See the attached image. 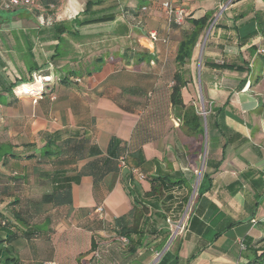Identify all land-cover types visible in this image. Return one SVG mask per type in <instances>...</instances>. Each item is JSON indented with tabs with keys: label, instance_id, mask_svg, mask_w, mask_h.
I'll use <instances>...</instances> for the list:
<instances>
[{
	"label": "crops",
	"instance_id": "1",
	"mask_svg": "<svg viewBox=\"0 0 264 264\" xmlns=\"http://www.w3.org/2000/svg\"><path fill=\"white\" fill-rule=\"evenodd\" d=\"M165 1L57 0L49 15L5 10L0 0V91L11 88V93L1 91L7 105L0 106V143L13 145L19 156L0 164V193L6 188L0 211L19 199L23 215L41 232L13 243L21 264H156L165 251L177 264H245L244 238L261 237L264 203L255 204L264 193V32L246 43L241 38L264 21V0H176L187 17L177 27L167 22ZM87 2L96 3L91 9L96 16L118 13L112 21L72 26L77 37L51 29L73 20ZM140 6L138 16L121 13ZM205 16L201 66L195 68L192 61L203 31L183 68L189 74L181 90L186 106L193 105L199 89L209 104L208 128L206 122L203 135L196 137L180 126L169 93L178 70V43ZM150 32L158 41L149 38ZM60 53L83 57L85 66L96 57L113 60L102 61L89 76H70L62 83L51 61ZM41 72L50 73V82L42 84V98L34 103L40 89L31 76ZM112 137L127 147L125 163L106 154ZM49 139L59 154L26 158L38 155ZM77 147L80 153L74 154ZM174 173L193 175L176 225L168 215L163 219L159 201L145 197L149 178ZM203 173L210 175L211 188L198 195ZM62 185L69 186L70 205L34 210L43 195ZM142 205L149 208L142 230L155 234H145L130 255L111 224ZM97 206L104 208L103 220L93 213ZM166 230L171 236L158 252ZM92 239L99 257L90 251Z\"/></svg>",
	"mask_w": 264,
	"mask_h": 264
},
{
	"label": "trees",
	"instance_id": "2",
	"mask_svg": "<svg viewBox=\"0 0 264 264\" xmlns=\"http://www.w3.org/2000/svg\"><path fill=\"white\" fill-rule=\"evenodd\" d=\"M35 1H37L41 5L42 9L32 10L29 12L36 14L48 13L49 15H51L56 9L57 0ZM95 4L96 3L93 2H87L84 10L80 14L76 15L73 20L68 23H58L52 25L51 29H53L58 35L66 34L77 37V32L72 29V26L80 27L88 24L112 21L116 15L115 13H118V10H110L106 14L103 13L101 16H96L94 11H91L92 7ZM50 6H53V8H51ZM141 8L142 6H140L138 9L123 8L121 10V13L124 16H138ZM83 16L84 19L79 20V18ZM207 19L208 16H205L195 21V28H193L191 32L184 34L182 39L179 41L174 57V62L178 70L172 76V85L170 87L169 93V104L180 126L184 127L189 135H193L196 137H201L203 135L204 128L201 116L198 115V113L192 106H186L183 102L181 90L188 82L185 79V75L189 74V71L183 68L191 59L192 51L196 45L197 37L203 30ZM263 32L264 21H259L257 30L241 38V43H246L251 38L258 35V33ZM59 43L63 45L64 40L60 39ZM51 61L53 65L58 66L59 68L58 75L61 76L59 81L62 83H68V79L70 76H89L92 73L99 71L98 64L104 61V59L102 57L93 58L91 62L87 63L86 71L82 70L85 66L83 57L80 58L79 56H76L67 58V56H65L63 53H60L54 54L51 57ZM76 62L77 67L74 68V66L72 65ZM90 64H92V67H90ZM221 66L225 67L224 65ZM90 68H92V70H90ZM38 75L49 77L50 73L41 72ZM73 81L78 83L80 82V79L74 78ZM1 91H7L8 93H11V88ZM1 91L0 106H6L7 103L5 102L4 96ZM206 122L208 128V121ZM51 145V140L49 139L38 155L31 153L27 155L26 158L51 159V157L61 152H54ZM13 147V145L6 142L0 143V164H4L8 161V159H18L19 156L14 152ZM80 148L81 147H77L71 151L74 154H79L81 150ZM98 153L99 151L94 148L92 154L97 155ZM106 154L114 160H119L120 158H122L125 163V160L129 155V151L127 147L121 145V142L118 139L112 137L109 140ZM179 176L180 173H174L173 177L157 176L149 178L148 181L150 184V191L145 194V197L154 198L164 206L163 209L165 215L163 216V219L166 220V216L168 215L167 221L172 225H176L179 222L191 193V188L188 183L192 180L193 175L189 174L185 177ZM210 188V175L207 173H203L197 193L198 195H200L203 192L208 191ZM0 194L1 196H4L6 194V188H4ZM260 197L263 198L259 202H256L255 205H260L262 202L264 203V193L262 195H258L257 199H259ZM70 204L71 201L69 186L62 185L56 187L51 193L43 195L39 204L34 206V210L39 211L42 205L62 206ZM5 208L7 209L5 213L0 211V264H21L19 258L15 256L13 243H15L16 239H18L19 237L28 239L31 237L39 236L41 232L38 230L39 228L37 225H30L28 222L29 218L23 215L21 201L19 199H14L13 201L8 202ZM148 211L149 208L146 205H142L140 209H138L136 206H133L131 211L126 216L115 219L111 224V230H113L115 236L118 239L124 238L126 240L125 245L127 247V252L130 255L134 254L137 246L141 244L142 237L145 234H155L153 232L149 233L142 230V224H144L147 219L145 216L148 214ZM259 224L263 230L260 238H258L257 240H253L250 237L244 238L243 247L247 253V262L245 264H264V219L260 221ZM170 236L171 232L168 230L160 234L159 242L156 245V250L158 252L163 249ZM90 251H95V255L97 257L100 256V252L96 251V243L93 239L91 242ZM81 264L88 263L83 262ZM156 264H177V258L171 255L168 251H165Z\"/></svg>",
	"mask_w": 264,
	"mask_h": 264
},
{
	"label": "built area",
	"instance_id": "3",
	"mask_svg": "<svg viewBox=\"0 0 264 264\" xmlns=\"http://www.w3.org/2000/svg\"><path fill=\"white\" fill-rule=\"evenodd\" d=\"M3 1V8L5 10H12L15 8H25L28 11L32 10H41V5L35 1V0H2ZM162 9L164 12V15L167 19V22L170 25L173 26H180L184 20L185 17V10L183 9L182 5L177 2L176 0H166L162 3ZM53 8V6H50ZM149 38L152 41H158L157 34L155 32L149 33ZM31 82L32 83H38L40 91L35 94V97L33 99V102L35 103L37 100H40L42 98L43 93V83H49L50 77H43L39 75H32L31 76ZM23 87V85H22ZM23 93H27V90L23 87L22 88ZM53 99V97H51ZM140 175V174H139ZM142 177V175H140ZM94 215L99 219L103 220L106 216V213L104 211V208L102 206H97L94 211ZM179 226H176V229H178ZM120 241L123 243H126V240L124 238H120ZM242 248L243 245H241ZM48 264H54V263H48Z\"/></svg>",
	"mask_w": 264,
	"mask_h": 264
},
{
	"label": "rangeland",
	"instance_id": "4",
	"mask_svg": "<svg viewBox=\"0 0 264 264\" xmlns=\"http://www.w3.org/2000/svg\"><path fill=\"white\" fill-rule=\"evenodd\" d=\"M124 8H130V7H124ZM139 7L135 8V9H138ZM142 11H140L139 15L141 14ZM130 16V15H129ZM187 20V17L185 16L184 17V20L182 22V24ZM181 24V25H182ZM180 25V26H181ZM203 31V32H202ZM202 36L198 42V45H197V50H196V53H195V57L193 58V66L195 68L198 69V66H201V64H199V60L201 59V55H202V51H203V47L205 46V44L207 43L206 41V38H204V35H206V32H207V29H204L202 30ZM264 50V48H263ZM261 50L260 51V54H262L264 51ZM116 58V56L114 57ZM109 60V61H112L113 60V57H108V58H104V61L106 60ZM201 61V60H200ZM193 105H191L195 110L196 112L198 113L199 116H201L202 118V123H203V127H206V122H205V119L207 118V115H208V111H209V104L206 102V99H205V96L202 92L201 89L198 90V94L196 93L194 98H193ZM257 106V100H256V103H255V106ZM183 130V129H182ZM204 140V139H202ZM201 142L202 144V141H199V143ZM193 184V188H194V183ZM158 259V256L156 257Z\"/></svg>",
	"mask_w": 264,
	"mask_h": 264
}]
</instances>
